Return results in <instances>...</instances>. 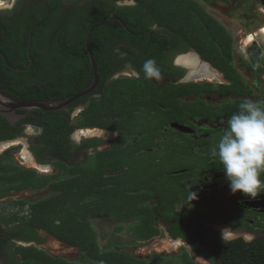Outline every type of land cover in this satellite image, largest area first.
<instances>
[{
	"label": "flooded vegetation",
	"instance_id": "obj_1",
	"mask_svg": "<svg viewBox=\"0 0 264 264\" xmlns=\"http://www.w3.org/2000/svg\"><path fill=\"white\" fill-rule=\"evenodd\" d=\"M164 1L13 0L9 4L1 2L0 26L5 25L14 33L12 36L15 37V41L10 42L16 55L20 51L18 41L23 37L20 28H27L25 21L36 19L37 42L32 48L33 54L38 52L36 61L31 58L23 60L17 55L14 64L17 66L22 64V67H16L8 63L0 50V71H3L4 66L8 74L0 75L2 96L19 103L59 102L87 88L93 80V70L87 46L78 44V38L84 32V24L90 25L97 19L91 29L112 19L108 24L100 26L105 27L100 44H89L97 80L100 74L107 77L106 84L112 80L126 79L142 80L161 91L166 87L167 102L159 104L160 108L168 110L166 114L174 112V104L169 100H172L174 95L173 87L186 86L181 95L178 96L177 93V105L184 107L186 114L192 103L199 101L202 107L198 109L200 116H187L186 123L182 126L169 123V133L166 127L161 126L160 138L156 130L155 110L143 119L140 111H133L137 137L128 134L125 129L111 131L77 128V120L83 110L89 106L92 99L99 97V93L96 92L97 82L93 92L70 103L63 110L48 112L40 109L15 110L12 120L0 115V146L7 145L0 155L14 148L23 147V161L16 163L15 166L33 172L35 177L52 178L60 173L63 164L72 168L73 164L84 165L88 163V157L109 149L118 142L120 146L136 143L141 137L143 125L145 129L150 128L149 131L155 134L154 147L138 148L141 152L149 153L151 158H155V162L158 161L157 154L161 150V147H156L155 144L170 141V136L167 138L164 136L165 133L171 135L173 132H180L192 141L183 160L219 164L216 158L210 156V151L222 134L224 123L236 112L226 105L241 103L257 88L261 89L258 101H264V37L262 38L260 34L264 32V0H207V5L213 12L224 16L225 19L238 20L240 28L234 30L233 34L206 9L201 0H169V7L173 6L174 9L182 11V23L174 20L175 13L167 14L164 11L163 5H167ZM204 16L210 19L213 26L224 29L225 43H220L219 34L215 32L217 29L214 31L201 24ZM191 22H196L197 26L191 28L195 25ZM3 31L5 36L1 37V40L8 39L6 29ZM248 37H251L250 41ZM26 53L29 55V49ZM187 56H193L198 63L197 66H209L208 71L213 70L217 73L219 80L214 82L197 80L199 72L195 78L188 76L189 68L184 64ZM149 58H154L162 69L163 79L159 82L143 78L142 65ZM16 69L24 71L17 72ZM8 72L18 75H9ZM235 83L243 86L240 93L224 90L233 88ZM189 85L207 86L210 93L189 94L187 87ZM79 88L81 91L76 93ZM216 100L217 103H212ZM170 104L171 107H168ZM173 126L185 129V132L176 131ZM87 129L102 131L104 135L97 137L81 133ZM114 137L116 139L112 140ZM99 138L105 141L112 140V143L100 149L103 143ZM144 145L146 146L147 142ZM172 159L173 157H170V160ZM208 176L213 178L208 179ZM60 177L64 178L65 175ZM196 183L200 184V187L192 188L190 191L205 202L217 204L215 205L217 212L224 215L226 221L212 220L205 210L207 205L194 202L177 203L175 211L181 215L187 211L196 213V210L197 214L191 219L180 220L181 216L166 220L155 219L154 225L159 233L152 239L136 241V244L150 243L151 250L146 256L128 252L125 248L133 245L126 243L114 248L147 260L149 264L187 262L264 264V211L243 208L241 205L253 198L245 197L242 193H237V197L231 200L222 199L215 194L226 193L228 196L227 194L232 193L222 169L204 174ZM170 184L168 183V186ZM191 184V181H186L187 186ZM45 188L50 194L48 184L39 189L15 190L0 187V201L10 198L13 200L10 202L12 206L11 203L20 202L22 199L18 196L13 199L14 195ZM261 196H264V193L255 199ZM29 203H25L22 209L16 207L18 210L27 209ZM23 218L28 219V212ZM236 218L242 221L237 224ZM24 220L4 222L6 223L4 226H1V222L0 264H11L14 260H20L21 256L16 251L18 247H34L50 256L59 257L52 255L53 253L46 247V239L39 236L40 232H46L37 229L32 232L34 236H29ZM235 226L242 228H234ZM46 235L50 236L47 233Z\"/></svg>",
	"mask_w": 264,
	"mask_h": 264
},
{
	"label": "trees",
	"instance_id": "obj_2",
	"mask_svg": "<svg viewBox=\"0 0 264 264\" xmlns=\"http://www.w3.org/2000/svg\"><path fill=\"white\" fill-rule=\"evenodd\" d=\"M153 0H149L152 2ZM156 3V2H154ZM164 11L175 13L174 20L182 23L183 13L174 7H169V0H165ZM176 6V5H175ZM35 21H25L27 28H20L23 37L18 42L19 50L17 55L20 59H38V52L33 54V44L37 42ZM90 25L84 24V32L78 38V44H85V37ZM191 28L197 26L196 22ZM201 24L213 29L219 34L220 43H225L226 34L224 29H218L207 17H203ZM192 25V24H191ZM23 26V25H22ZM105 27L95 29L90 37V45L101 42ZM6 29L8 39L1 40ZM219 31V32H218ZM14 33L5 25L0 26V50L12 66L17 55L14 52L12 42L15 41ZM217 34V36H218ZM32 36V39L30 37ZM216 36V37H217ZM17 39V38H16ZM29 49V55L27 51ZM9 75H18L10 73ZM7 70L3 66L0 75H6ZM8 75V74H7ZM107 77L98 76V98L91 100L77 120V128H99L103 130L120 131L127 130L128 134L136 136V122L134 110L141 112V118L151 115L152 110L157 111L155 124L157 123L158 138L162 127L168 129L169 123L173 122L182 126L187 116L198 117V110L202 105L200 102L189 105L188 114L185 108L177 105V97L184 92L186 86L173 87L174 95L172 100L174 112L166 114L165 109L159 104L166 103L168 94L166 87L163 91L155 89L142 80L116 79L106 82ZM189 94H207L210 89L207 86L189 85ZM190 87V88H189ZM79 88L76 93H78ZM240 93L243 86L235 83L233 88H224ZM179 91V92H178ZM178 93V96H177ZM240 102L228 104L226 107L238 110ZM171 107V104L168 107ZM167 108V106H165ZM164 123V125H162ZM162 126V127H161ZM140 132L136 143H129L125 146L116 143L111 148L95 153L88 157V163L74 165L73 168L61 165L60 173L55 177H35L33 172L22 170L9 163L10 152L0 155V187L22 190L24 188L39 189L47 185L50 189L49 196L27 205L28 219L24 220L28 228V235L33 230H44L54 239L73 246L79 252L76 261H69L61 257H53L34 247H18L17 253L20 260H14L11 264H149L147 260L139 259L125 250H118L114 247L122 246L124 243L117 242L115 245L100 246L97 234L92 227L90 218L108 217L121 224H126L124 230L132 235L129 245H135L136 241L152 239L159 231L155 227V219H191L195 212L187 211L185 214L175 211V204L183 202H194L200 205H207L205 210L212 220H225L224 215L217 212L215 205L210 202L197 199L191 201L190 189L200 187L196 181L206 173L222 169L220 164H208L206 162H191L183 160L187 150L192 144L185 135L180 132L164 134L170 141L155 144L161 147L157 159L151 158L149 153L141 152L138 148L154 147L155 134L150 128ZM148 130V131H147ZM170 129H168V133ZM137 137V136H136ZM141 138V139H140ZM145 142L147 145L145 146ZM137 147V148H136ZM170 157H173L170 160ZM181 158L182 160H179ZM167 160V161H164ZM89 161L91 164L89 165ZM212 165V167H211ZM214 166V167H213ZM65 175L61 178V175ZM191 181L187 186L186 181ZM172 182V184H170ZM168 183L170 186H168ZM12 206H19L22 209L25 202H13ZM14 213L4 220L7 223H14L17 219ZM226 221V220H225ZM231 222L230 220H227ZM237 224L242 220L236 218ZM234 228H242L235 226ZM122 228H116V232ZM34 236V235H32ZM186 264H192L187 262Z\"/></svg>",
	"mask_w": 264,
	"mask_h": 264
},
{
	"label": "clouds",
	"instance_id": "obj_3",
	"mask_svg": "<svg viewBox=\"0 0 264 264\" xmlns=\"http://www.w3.org/2000/svg\"><path fill=\"white\" fill-rule=\"evenodd\" d=\"M143 78L159 82L163 72L154 58L147 59L141 69ZM210 156L216 158L233 194L257 198L264 193V101L244 99L238 110L224 123V130L212 146ZM191 201L197 199L190 191Z\"/></svg>",
	"mask_w": 264,
	"mask_h": 264
},
{
	"label": "rangeland",
	"instance_id": "obj_4",
	"mask_svg": "<svg viewBox=\"0 0 264 264\" xmlns=\"http://www.w3.org/2000/svg\"><path fill=\"white\" fill-rule=\"evenodd\" d=\"M12 1L13 0H0V3L6 2L9 4ZM201 1L204 2L206 9L211 14L216 16L217 19L225 27H227L232 34L234 33V30H237L240 28L238 20L225 19L224 16L219 15L216 12H213L212 9H210V7L207 5V0H201ZM0 9H2V7H0ZM244 77L246 78V76H244ZM260 91H261V89H258V88L252 90L251 91L252 94L247 98L258 101V99L260 98V96H259ZM212 103H217V100L214 102L212 101ZM173 129L176 131L185 132L184 131L185 129H180L179 127H176V126H173ZM100 132H102V131H100ZM97 137H99V136H97ZM116 137H114L112 140H115ZM99 140H101V139L99 138ZM107 140H108V138H107ZM112 140H109V141L101 140V142L103 144L100 146V149L105 147V146H108L110 143H112ZM22 148L23 147H17V148H14L13 150L10 151V158L8 160L9 163L11 162L15 165L16 163H20L23 161L22 156L24 155V150ZM211 178H213V177L208 176V179H211ZM48 194H49L48 190L45 188V189L38 190V191L28 190L26 194L19 193L17 195H14V196L12 195V196H13V199H16L18 196L19 198H22L21 201H25V203H29V202L37 201L43 197H46ZM215 194H217L220 198L225 199V200H231V199H234L235 197H237V194H233V193L227 194L228 196L225 195L226 193L224 194V193L218 192ZM11 201H13V200H11L10 198H7V199H4L3 201H0V224L2 222L1 226H4L6 224V223H4L5 221L2 219L6 218L7 216L10 217L14 213L17 214V217H18L17 219H21L23 217H26L27 209L24 208L23 210H18V208L16 206L15 207L10 206ZM90 221H91L92 227L96 231L97 240H98V243L100 246H104V245H108V244L115 245L117 242H122V243H126V244H129L131 242L132 235L129 232L124 230L126 224H121L117 221H113V220L109 219L108 217L90 218ZM119 227H121L122 229L120 231L116 232L115 231L116 228H119ZM39 236L43 237V239H46V247H48L49 251L51 253H53L52 255L63 257L69 261L78 260L80 254L75 247H70V246L62 244L58 241H55L50 236L46 235V233H44V232H40ZM125 250H127L130 253H133L134 255L142 254V256H146L147 252L150 251L151 248H150L149 242H144L141 244H136V246H128L125 248Z\"/></svg>",
	"mask_w": 264,
	"mask_h": 264
},
{
	"label": "water",
	"instance_id": "obj_5",
	"mask_svg": "<svg viewBox=\"0 0 264 264\" xmlns=\"http://www.w3.org/2000/svg\"><path fill=\"white\" fill-rule=\"evenodd\" d=\"M111 20L108 22L100 23L95 26H93L91 29L86 34L85 37V44L87 46V50L89 53V60L91 64V68L93 70V80L91 84L79 92L78 94L74 95L73 97H70L66 100L59 101V102H25V103H19L16 101H13L9 98H6L0 94V115L7 117L8 119L12 120L14 111L15 110H37L40 109L42 111L48 112V111H58V110H63L65 109L70 103L75 102L79 100L80 98L89 95L95 88L97 87V74H96V68L93 60V55L90 51L89 48V42H90V37L93 32V30L97 27H100L102 25L108 24ZM15 71L17 72H23L24 70H19L16 69ZM245 209H252V210H257L259 212L264 211V196H261L258 199H253V200H247L245 203L241 205Z\"/></svg>",
	"mask_w": 264,
	"mask_h": 264
},
{
	"label": "bare ground",
	"instance_id": "obj_6",
	"mask_svg": "<svg viewBox=\"0 0 264 264\" xmlns=\"http://www.w3.org/2000/svg\"><path fill=\"white\" fill-rule=\"evenodd\" d=\"M263 33H264L263 31L260 32V34H262V38L264 37ZM250 40H251V37L248 38V41H250ZM184 64L186 66H188V68H189V75L188 76H193V78H195L196 73L199 72L198 77H196L197 80H205V81L207 80L209 82H214V81H218L219 80V76L217 75V73H215L213 70L212 71H210V70L208 71V69H209L208 67L209 66H207V65L197 66L198 63H196L195 59H193V56H187V58L184 61ZM81 133L84 134V135L85 134H89V136L90 135L102 136L101 134H103L102 132H100L98 130H89V129L83 130V131H81ZM6 147H7V145L0 146V153L4 149H6Z\"/></svg>",
	"mask_w": 264,
	"mask_h": 264
}]
</instances>
